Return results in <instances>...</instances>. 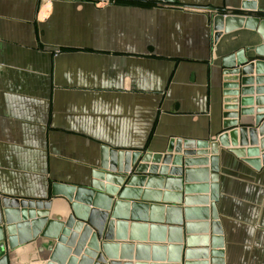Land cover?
I'll return each instance as SVG.
<instances>
[{"label":"crops","instance_id":"crops-1","mask_svg":"<svg viewBox=\"0 0 264 264\" xmlns=\"http://www.w3.org/2000/svg\"><path fill=\"white\" fill-rule=\"evenodd\" d=\"M174 1L0 0V197L47 200L52 183L87 187L102 144L161 153L171 138L216 140L222 133L221 59L261 40L255 31L237 28L213 43L211 17L218 10L241 15L234 12L241 0ZM255 2L253 15L264 18V0ZM244 56L264 60L253 52ZM256 76L253 70L250 77ZM249 87L253 110L254 99L264 97L256 93L264 83L254 81ZM254 117L252 112V121ZM227 149L218 146L217 155L215 210L221 249L210 248V211L206 216L199 211L209 206L195 200L209 195L197 189L205 185L208 190L201 175L188 182L184 174L135 175L144 177L143 182L129 188L139 192L123 199L181 208L179 253L184 261L190 252L186 263L211 264L210 253L221 251L216 264H264V168L254 171ZM204 157L208 155L199 158ZM166 179H181L180 204L165 195L176 193ZM187 197L194 198L189 205ZM145 213L150 220L151 209ZM163 226L154 233L128 227L132 242L128 237L111 243L132 245V257L137 245L147 246L150 257L153 246L159 252L162 247L167 261L166 247L173 245L168 241L174 235L170 240L169 226ZM185 237L192 239L188 245ZM115 253L123 252L119 247ZM40 258L36 250L19 256L27 259L20 264L46 263L47 257Z\"/></svg>","mask_w":264,"mask_h":264},{"label":"water","instance_id":"water-1","mask_svg":"<svg viewBox=\"0 0 264 264\" xmlns=\"http://www.w3.org/2000/svg\"><path fill=\"white\" fill-rule=\"evenodd\" d=\"M136 1L176 4L174 0ZM255 1L241 0L239 9L234 11L241 15L223 14V10H218L217 14L211 17L213 43L223 33L237 28L255 31L261 40L258 46L239 49L221 59L222 133L216 140L210 142L171 138L166 143L164 152L161 153L117 149L102 144L99 148L98 166L91 169L87 187L52 183L51 198L47 200L0 197V264H20L24 260L34 259L33 256L19 259V256L24 252L35 250L41 260L47 257L44 264H148L146 262L148 260H151L150 264H190L186 263L190 252H185L187 255L184 261L179 253L182 249L180 244L183 243L180 207L149 206L135 201L130 203L123 201L126 195L139 192L129 188L134 182H143L144 177H135V175L146 173L151 176L158 174L173 178L184 174L185 182H188L186 179L199 174L202 178L200 181H208V190L205 185L197 187L203 193L208 192V197L195 200L203 202V206H209L208 209L199 211L203 212V216H206L207 210L210 211L209 220L213 236L210 248L212 250L222 248L221 231L218 228V215L215 210L218 196V146L229 148L227 149L229 153L254 171L259 172L264 168V107H259L264 106V97L261 95L254 99L256 107L253 110L254 101L248 97L252 94V87L249 86L254 81L258 85L264 83V77H258L264 74V60L248 61L244 56L247 52H253L255 56L264 58V18L253 15L256 12ZM253 70L257 75L255 79L250 77ZM256 93L264 94V88L258 87ZM252 112L256 114L253 121ZM253 127H256V130ZM257 135L261 136L260 140ZM247 136L249 142L246 141ZM206 155L208 157L199 158ZM196 166L209 167L201 170L188 169ZM131 171L134 174H130ZM151 179L152 177H149L148 181H152ZM160 180L162 179L158 181ZM165 182L176 192L165 194L172 198L169 202L180 204L181 179H166ZM118 191V199L113 201L112 197ZM146 193L148 192H144ZM156 195L159 194L156 193ZM192 200H194L192 197L184 199L186 205H189ZM146 208L151 209L150 220L144 219ZM163 211L166 213L165 219H162ZM163 225L169 226L168 229L165 227V230H168L170 240H172V234L174 235V241H168V244L173 245L166 247L169 252L167 261L163 260L162 247L159 252V248L153 246L150 257L146 255L147 246L137 245L135 255L132 257V245L111 243L124 241L128 237L132 242L133 236L127 237L126 234L128 227L131 231L137 228H148L151 233H154L157 230L163 231ZM187 227L188 225L185 224V228ZM153 236L154 234H151L150 237ZM201 239L205 240V238ZM190 240L192 239L185 237L187 245ZM119 247L123 252L121 255L115 253ZM221 254V251H212L210 263H218L215 257Z\"/></svg>","mask_w":264,"mask_h":264},{"label":"trees","instance_id":"trees-1","mask_svg":"<svg viewBox=\"0 0 264 264\" xmlns=\"http://www.w3.org/2000/svg\"><path fill=\"white\" fill-rule=\"evenodd\" d=\"M121 3H135V0H119ZM141 2V1H140ZM147 4H155V2H146ZM158 4V3H157Z\"/></svg>","mask_w":264,"mask_h":264}]
</instances>
